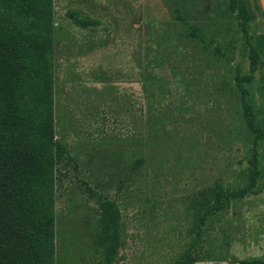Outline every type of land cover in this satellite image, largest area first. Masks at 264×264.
Here are the masks:
<instances>
[{"label":"rangeland","instance_id":"374dc122","mask_svg":"<svg viewBox=\"0 0 264 264\" xmlns=\"http://www.w3.org/2000/svg\"><path fill=\"white\" fill-rule=\"evenodd\" d=\"M56 163L54 264H102L99 201L119 205L117 264H169L194 237L192 201L215 183L251 193L208 218L194 264L264 259V54L243 97L262 136L243 121L239 75L259 34L260 0H53ZM257 4V6H256ZM77 9L96 20L73 23ZM200 26L205 44L182 34ZM245 24V30L244 26ZM237 77V78H236ZM145 162L132 170L131 158Z\"/></svg>","mask_w":264,"mask_h":264},{"label":"trees","instance_id":"16d2710c","mask_svg":"<svg viewBox=\"0 0 264 264\" xmlns=\"http://www.w3.org/2000/svg\"><path fill=\"white\" fill-rule=\"evenodd\" d=\"M229 3L235 10L237 0ZM257 8L260 30L254 41H247L248 73L236 77L243 121L254 134V147L262 131L243 97L244 83L252 80L260 54H264V25ZM176 13L184 23L182 34L205 44L200 26L185 21L180 9ZM68 14L81 28L96 23L77 9ZM54 15L53 0H0V264H54L57 255L56 163L65 149L55 138ZM257 156L254 150L253 172L243 188L235 190L215 183L192 201L195 235L169 264L202 260L198 249L202 228L210 216L228 206L231 198L253 191L259 176ZM144 162L143 154L135 155L131 158L132 170ZM99 213L94 229L98 258L102 264H117L123 244L119 205L114 199L103 198ZM235 261L264 264L261 258Z\"/></svg>","mask_w":264,"mask_h":264},{"label":"crops","instance_id":"0c3cea01","mask_svg":"<svg viewBox=\"0 0 264 264\" xmlns=\"http://www.w3.org/2000/svg\"><path fill=\"white\" fill-rule=\"evenodd\" d=\"M264 12V0H260Z\"/></svg>","mask_w":264,"mask_h":264}]
</instances>
